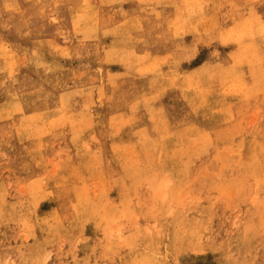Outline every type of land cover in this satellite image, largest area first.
Instances as JSON below:
<instances>
[{"label":"rangeland","instance_id":"1","mask_svg":"<svg viewBox=\"0 0 264 264\" xmlns=\"http://www.w3.org/2000/svg\"><path fill=\"white\" fill-rule=\"evenodd\" d=\"M0 22V264H264V0Z\"/></svg>","mask_w":264,"mask_h":264},{"label":"bare ground","instance_id":"2","mask_svg":"<svg viewBox=\"0 0 264 264\" xmlns=\"http://www.w3.org/2000/svg\"><path fill=\"white\" fill-rule=\"evenodd\" d=\"M25 1V0H24ZM4 3V2H3ZM7 4H9V3H7ZM23 5V4H22ZM8 6V5H7ZM88 9V8H87ZM22 10V9H21ZM94 10V9H93ZM95 11V10H94ZM90 12V11H89ZM88 12V13H89ZM26 13V12H25ZM83 13V12H82ZM87 13V14H88ZM91 13V12H90ZM95 13V12H94ZM93 13V14H94ZM79 14V13H78ZM84 14V13H83ZM86 14V13H85ZM20 15H21V13H20ZM13 16V15H12ZM15 16V15H14ZM83 16H85V15H83ZM86 17H87V15H86ZM23 18V17H22ZM91 18H93V17H91ZM25 19V18H24ZM28 19V18H27ZM78 19V18H77ZM75 20V19H74ZM26 21V20H25ZM28 21V20H27ZM90 21V20H89ZM2 22V21H1ZM0 22V23H1ZM74 22V21H73ZM88 22V21H87ZM93 22V21H92ZM91 23H89V25H90ZM95 25H96V23H95ZM33 41V40H32ZM34 43V42H33ZM32 48V47H31ZM42 48V47H41ZM46 55V54H45ZM49 55V54H48ZM53 55V54H52ZM56 60V59H55ZM35 62H36V60H35ZM48 62V61H47ZM53 62V61H52ZM56 62V61H55ZM45 64V63H44ZM40 65H42V64H40ZM46 65V64H45ZM57 66V65H56ZM38 67V66H37ZM58 67V66H57ZM36 68V67H35ZM1 69V68H0ZM2 72V71H1ZM87 73V72H86ZM1 75V74H0ZM85 75V74H84ZM183 76H185V75H183ZM182 76V77H183ZM9 77V76H8ZM32 77V76H31ZM23 78V77H22ZM26 78V77H25ZM29 78V77H28ZM30 79H32V78H30ZM178 79H179V77H178ZM188 79V78H187ZM38 80V79H37ZM36 80V81H37ZM56 80V79H55ZM73 80V79H72ZM23 81V80H22ZM33 81V80H32ZM162 81H163V79H162ZM28 82V81H27ZM35 82V81H34ZM39 82H41V81H39ZM19 83V82H18ZM22 83V82H21ZM44 83V82H43ZM85 83V82H84ZM160 83V82H159ZM35 84V83H34ZM40 84H42V83H40ZM179 85H180V83H179ZM25 86V85H24ZM31 86H32V84H31ZM44 86V85H43ZM42 86V87H43ZM8 87V86H7ZM11 87H12V85H11ZM21 87H22V85H21ZM27 87V86H26ZM79 87V86H78ZM16 88H17V86H16ZM180 88V87H179ZM12 89H14V88H12ZM23 89V88H22ZM37 89V88H36ZM35 90V89H34ZM38 90L40 91V88H38ZM51 90V89H50ZM57 90V89H56ZM73 90V89H72ZM53 91V90H52ZM8 92H9V90H8ZM14 92V91H13ZM66 92V91H65ZM76 92V91H75ZM179 92V91H178ZM6 93V92H5ZM49 93V92H48ZM59 93V92H58ZM60 93H62V92H60ZM74 93V92H73ZM63 94V93H62ZM59 95V94H58ZM61 95V94H60ZM70 95V94H69ZM54 96V95H53ZM185 96H187V95H185ZM17 97V96H16ZM48 97V96H47ZM63 97V96H62ZM11 98H13L12 96H11ZM59 98V97H58ZM6 99V98H5ZM48 99V98H47ZM183 99V98H182ZM185 99V98H184ZM10 100V99H9ZM13 100V99H12ZM16 100V99H15ZM18 100V99H17ZM54 100H56V99H54ZM66 100H68L69 101V99H66ZM189 100V99H188ZM188 100H185V101H188ZM191 100V99H190ZM39 101V100H38ZM53 101V100H52ZM57 101V100H56ZM177 101V100H176ZM179 101V100H178ZM7 102V101H6ZM8 102H10V101H8ZM14 102V101H13ZM16 102V101H15ZM19 102V101H18ZM67 102V101H66ZM34 103V102H33ZM68 103V102H67ZM181 103V102H180ZM189 103H191V102H189ZM70 104V103H69ZM42 105V104H41ZM55 105V104H54ZM186 105V104H185ZM60 106H61V104H60ZM193 108V107H192ZM54 109V108H53ZM66 110H67V108H66ZM58 111V110H57ZM62 110L60 109V112H61ZM54 113H56V112H54ZM57 117V116H56ZM59 117V116H58ZM57 117V118H58ZM64 117V115L62 116V118ZM62 118H61V120H62ZM68 118V117H67ZM56 119V118H55ZM62 122V121H61ZM65 122V121H64ZM63 123V122H62ZM4 128V127H3ZM50 130V129H49ZM170 137V136H169ZM42 139V138H41ZM159 144H161V143H159ZM38 145H36V147H37ZM36 147H34V148H36ZM29 149H31V148H29ZM24 150H26V149H24ZM1 151V150H0ZM30 151V150H29ZM34 151V150H33ZM27 153V152H26ZM30 153V152H29ZM36 153V152H35ZM106 153H107V151H106ZM28 155H31V154H28ZM78 163V162H77ZM133 170V169H132ZM112 174V173H111ZM55 180V179H54ZM83 182V181H82ZM63 193V192H62ZM78 193V192H77ZM85 193V192H84ZM77 195V194H76ZM74 196V195H73ZM72 196V197H73ZM78 196V195H77ZM67 197V196H66ZM83 198V197H82ZM67 199H68V197H67ZM70 199V198H69ZM68 201V200H67ZM79 201V200H78ZM78 201H76V202H78ZM85 202V201H84ZM80 203L82 204V206H83V203L80 201ZM80 203H78V204H80ZM2 205V204H1ZM3 207V206H2ZM80 207V206H79ZM15 209V208H14ZM82 209H83V207H82ZM5 210V209H4ZM10 211V210H9ZM20 212H21V210H20ZM16 213V212H15ZM19 213V212H18ZM3 214V213H2ZM1 214V215H2ZM12 216V215H11ZM16 217V216H15ZM10 218V217H9ZM20 219V218H19ZM1 220V219H0ZM44 222V221H43ZM8 223V222H7ZM17 224V223H16ZM20 224V223H19ZM18 226V225H17ZM20 227V226H19ZM14 229V228H13ZM12 230V229H11ZM11 232V231H10ZM7 233V232H6ZM6 233H4V234H6ZM19 238V237H18ZM21 247V246H20ZM17 248H18V246H17ZM21 249V248H20ZM1 250V249H0ZM6 256V255H5ZM29 263V262H28ZM32 263V262H31Z\"/></svg>","mask_w":264,"mask_h":264}]
</instances>
